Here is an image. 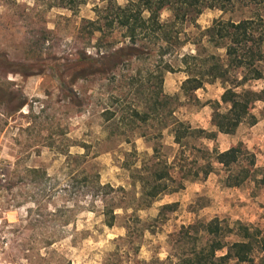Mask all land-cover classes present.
<instances>
[{
	"label": "rangeland",
	"instance_id": "obj_1",
	"mask_svg": "<svg viewBox=\"0 0 264 264\" xmlns=\"http://www.w3.org/2000/svg\"><path fill=\"white\" fill-rule=\"evenodd\" d=\"M104 4L0 0V264H135L155 254L165 258L169 233L215 216L231 227L242 219L264 229L261 101L253 107L258 122H244L233 136L256 153L255 177L228 188L214 172L150 207H131L137 206L138 177L152 165L154 147L171 162L177 145L170 128L158 136L165 123H172L171 116L157 117L151 111L159 89L157 57L132 59L111 72H97L92 61L100 55L98 45L115 49L125 41L122 30L116 29L98 42L101 34L89 21L97 17L95 8ZM242 15L240 10L206 9L197 22L205 29L220 16ZM169 17L165 10L162 18ZM199 51L210 55L215 49L205 40ZM187 52L196 53L195 45L187 44L180 55L167 57L174 67L164 76L168 95L181 92L187 75L179 70L180 58ZM84 56L92 57L90 63L82 61ZM263 85L252 83L255 90ZM222 93L219 82L206 84L196 92L199 104L181 97L169 106L180 119L212 130V108L205 103L220 100ZM135 110L151 112L150 118L144 120ZM111 111L115 116L108 119ZM216 143L226 146L228 139ZM98 181L112 189L98 186ZM176 201L177 210L164 224L151 222L161 205ZM106 204L117 215L113 226L104 222ZM132 213L151 222L154 232L138 228L131 239H124L125 226L134 222ZM228 237L233 241L239 236Z\"/></svg>",
	"mask_w": 264,
	"mask_h": 264
},
{
	"label": "trees",
	"instance_id": "obj_2",
	"mask_svg": "<svg viewBox=\"0 0 264 264\" xmlns=\"http://www.w3.org/2000/svg\"><path fill=\"white\" fill-rule=\"evenodd\" d=\"M84 1L68 0V3ZM102 1L105 4L95 8L97 17L89 21L94 31L101 34L98 42L116 29L122 30L125 41L115 49L112 46L102 50L98 45L100 55L92 61L98 66L97 72H111L124 61L157 57L159 89L156 92L157 104L151 107V111L157 117L171 116L172 123H165L158 136L162 137L163 131L170 128L177 145L171 162L158 155L157 145L154 147L152 165L138 177L141 189L137 206L131 207L135 211L150 207L162 196L183 190L188 181L205 180L212 172H222V182L227 187H240L255 177L256 153L243 142L221 151L217 146L210 148L202 141H216L218 132L234 134L244 122L252 125L258 122L253 107L259 101L264 103V85L261 90H255L252 83L262 81L264 84V0H127L125 4L117 0ZM206 9H219L223 13L240 10L243 15L238 19L220 16L202 29L197 20ZM165 10L171 13L166 20L162 18ZM205 40L215 49L210 55H202L199 51ZM187 44L195 45L197 52L182 54L179 70L187 77L181 84L180 94L168 95L163 88L164 76L174 67L167 57L180 55ZM90 58L84 56L82 61L90 63ZM217 82L223 88L221 100L205 103L212 108L211 124L216 130L194 126L174 115L176 109L170 108L171 101L180 102L182 97L185 101L199 104L196 92L204 89L206 84ZM134 112L144 120L151 115V112ZM114 116L111 111L108 119ZM196 141H201V144H196ZM98 186L112 189L108 184L101 185L100 181ZM178 206L179 202L161 205L151 222L164 224L169 213L176 211ZM103 216L108 226L115 224L117 215L114 207L106 204ZM129 217H133L134 222L125 226L127 237L124 239H131L138 228L154 232L151 222H143L134 213ZM234 233L239 237L228 240V236ZM167 246L165 258L155 254L149 261L136 260L134 263L255 264L259 260L264 264V229L241 221L231 227L218 216L180 225L168 234Z\"/></svg>",
	"mask_w": 264,
	"mask_h": 264
},
{
	"label": "crops",
	"instance_id": "obj_3",
	"mask_svg": "<svg viewBox=\"0 0 264 264\" xmlns=\"http://www.w3.org/2000/svg\"><path fill=\"white\" fill-rule=\"evenodd\" d=\"M218 83V82H217ZM214 84H216V83H214ZM223 89V88H222ZM221 100V99H220ZM207 103V102H206ZM205 105H208V104H205ZM210 106V105H209ZM211 114H212V112H211ZM210 123H211V120H210ZM192 124V123H191ZM256 124V123H255ZM193 125V124H192ZM254 125V124H253ZM198 127H202V128H204V129H207L208 130V128L206 127V126H200V125H197ZM211 127H212V130H210V131H213V130H216V128L211 124ZM240 127V126H239ZM239 127H238V129H239ZM238 129H237V131H238ZM236 131V132H237ZM236 132L234 133V134H227V133H222V132H218V134H217V139H216V141H220V143L222 142V141H224V140H227L228 139V144L226 145V146H223L222 144H220V145H218L217 143H216V141H214V140H208V139H204L202 142L204 143V144H206L208 147H210V148H213L214 146H217L221 151H225V150H227V149H229L232 145H235V144H237L238 142H240V140L239 141H236V140H234L233 139V136L236 134ZM210 142V143H214V145L213 146H210V143H205V142ZM242 142V141H241ZM257 156V155H256ZM257 162V161H256ZM212 173H214V172H212ZM218 176H219V181H220V183H222L223 184V182H222V172H220V173H218V172H215ZM208 179V177L205 179V180H199V181H201V182H204V181H206ZM250 180V179H249ZM188 182H190V181H188ZM187 182V183H188ZM196 182H197V180H196ZM186 183V184H187ZM246 183V182H245ZM223 186L224 187H227V186H225L224 184H223ZM241 187V186H240ZM228 188H238V187H228ZM177 193V192H176ZM173 194V193H172ZM177 202V201H176ZM242 220V219H241ZM241 220H239V221H241ZM241 222H243V221H241Z\"/></svg>",
	"mask_w": 264,
	"mask_h": 264
}]
</instances>
